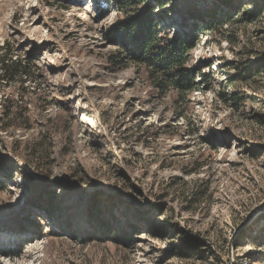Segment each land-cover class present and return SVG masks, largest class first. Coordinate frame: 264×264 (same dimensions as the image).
Here are the masks:
<instances>
[{"label":"rangeland","instance_id":"rangeland-1","mask_svg":"<svg viewBox=\"0 0 264 264\" xmlns=\"http://www.w3.org/2000/svg\"><path fill=\"white\" fill-rule=\"evenodd\" d=\"M227 1L0 0V264H264V0ZM151 6L184 100L117 39Z\"/></svg>","mask_w":264,"mask_h":264},{"label":"trees","instance_id":"trees-1","mask_svg":"<svg viewBox=\"0 0 264 264\" xmlns=\"http://www.w3.org/2000/svg\"><path fill=\"white\" fill-rule=\"evenodd\" d=\"M133 1L117 0V10L123 11L125 5ZM219 1L220 4L214 5L207 11L206 15L197 11L191 13L192 24L194 26L199 25L197 22L199 19L201 23L210 27L223 22L224 15L221 16L220 13L221 5H230V2L227 0ZM158 3L161 4L160 1ZM152 9H154L153 6L149 7L144 15L136 16L130 21H124L117 25L115 28L117 39L121 46L131 50L129 58L132 61L148 69L151 79L159 90L166 91L173 88L179 98L184 100L190 92L200 88L195 80L196 72L186 66L188 54L195 45V33L192 29L185 31L183 35H176L171 38L164 35L165 39L161 41V36L158 35L157 19H161L163 16L158 14L159 18H156L157 14H153ZM0 77L10 80L17 78L25 80L28 77V68L19 60L4 58L3 56L0 60ZM202 77H204L203 74ZM23 119L28 120L26 117ZM51 206L52 204L48 203L46 209L48 210ZM102 225L103 227L99 231L103 234L112 233L108 221H102ZM121 233L124 239H130L127 230L124 229Z\"/></svg>","mask_w":264,"mask_h":264},{"label":"bare ground","instance_id":"bare-ground-1","mask_svg":"<svg viewBox=\"0 0 264 264\" xmlns=\"http://www.w3.org/2000/svg\"><path fill=\"white\" fill-rule=\"evenodd\" d=\"M4 264H10L9 262L7 263V262H5ZM29 264V263H28ZM30 264H32V263H30Z\"/></svg>","mask_w":264,"mask_h":264}]
</instances>
